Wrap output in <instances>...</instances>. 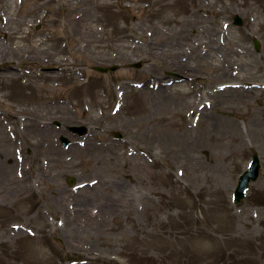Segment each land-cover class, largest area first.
<instances>
[{
  "label": "rangeland",
  "instance_id": "1",
  "mask_svg": "<svg viewBox=\"0 0 264 264\" xmlns=\"http://www.w3.org/2000/svg\"><path fill=\"white\" fill-rule=\"evenodd\" d=\"M190 1L0 0V264H264V13Z\"/></svg>",
  "mask_w": 264,
  "mask_h": 264
},
{
  "label": "flooded vegetation",
  "instance_id": "2",
  "mask_svg": "<svg viewBox=\"0 0 264 264\" xmlns=\"http://www.w3.org/2000/svg\"><path fill=\"white\" fill-rule=\"evenodd\" d=\"M202 1H204V2H202ZM217 1V3H216V5L214 6V5H212L211 4V0H191L190 1V3H191V10H192V13H194V18H196L197 20L200 18V17H198V15H195V13H202V12H200V11H203V9H205V10H215L216 12H225V11H228V8H229V6H227V4H228V2H227V0H216ZM239 1H241V3H242V0H239ZM199 2V5L197 6V3ZM254 2H255V8H256V10L253 8V12H261V13H264V4H262V2H264V0H254ZM252 6H249V7H247V6H243V8H239V11H237V13H239V14H245L246 12H252ZM243 16V15H242ZM219 17H222L221 15L219 16ZM249 17V16H248ZM224 18V17H223ZM234 20H235V16H234ZM250 20L252 21V22H255V24L257 23V20H255V18L254 17H250ZM242 23H243V20H242ZM202 24V23H201ZM234 25V24H233ZM235 26V25H234ZM229 27L230 26H228V28L226 29V33H224L223 34V40L225 39V38H227V39H229V37H230V33H229ZM236 27H238V26H236ZM242 27V26H241ZM239 28V27H238ZM184 35V36H186V32L182 29L181 30V35ZM201 34L203 35V38L206 40V41H210V39L212 38V36L210 35V33H209V31L207 30V29H203V30H201ZM187 37V36H186ZM204 40V41H205ZM261 43V42H260ZM207 54V53H206ZM46 69V68H45ZM45 71V70H44ZM49 71H51V70H49ZM53 71V70H52ZM2 145L3 144H1L0 143V148H1V150L2 151H4L2 148ZM1 153V152H0ZM31 167V166H30ZM20 173V172H19ZM0 180H2L3 181V177H2V172H0ZM18 187L15 189L16 191H14V192H18V190H19V192H22L23 190H25V189H23L22 188V185H21V183L19 182V185H17ZM8 193L9 194H11L12 192L11 191H8ZM19 194V193H18Z\"/></svg>",
  "mask_w": 264,
  "mask_h": 264
},
{
  "label": "water",
  "instance_id": "3",
  "mask_svg": "<svg viewBox=\"0 0 264 264\" xmlns=\"http://www.w3.org/2000/svg\"><path fill=\"white\" fill-rule=\"evenodd\" d=\"M239 23V22H238ZM134 67L140 68L141 65H133ZM96 71L102 72V73H108L109 71H116L118 68L117 66H112L109 68H100L95 67ZM70 131L74 133H79L81 136L87 134L88 128L87 127H71ZM62 141L65 146H68L69 140L65 137H62ZM252 162L250 163V167L247 171L244 172V174L240 177L238 186L234 192V202L235 204H240L246 197V193L249 190L250 184L252 182H256L260 176L261 173V162L259 155L255 152L252 157ZM75 180L71 179L70 184H73Z\"/></svg>",
  "mask_w": 264,
  "mask_h": 264
},
{
  "label": "bare ground",
  "instance_id": "4",
  "mask_svg": "<svg viewBox=\"0 0 264 264\" xmlns=\"http://www.w3.org/2000/svg\"><path fill=\"white\" fill-rule=\"evenodd\" d=\"M233 126L238 128V124L237 123H233ZM36 130V128H34ZM3 149V148H2ZM147 199V198H146Z\"/></svg>",
  "mask_w": 264,
  "mask_h": 264
}]
</instances>
